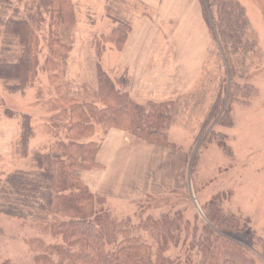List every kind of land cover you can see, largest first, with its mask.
I'll return each mask as SVG.
<instances>
[{
    "label": "rangeland",
    "instance_id": "1",
    "mask_svg": "<svg viewBox=\"0 0 264 264\" xmlns=\"http://www.w3.org/2000/svg\"><path fill=\"white\" fill-rule=\"evenodd\" d=\"M230 1L242 38L237 50L217 40L198 0H69L73 23L66 26L40 10V0H9L8 6H0V64L14 63L21 53L19 42L4 34L3 23L33 16L38 60L33 82L22 91L8 92L0 80V187L13 173L39 171L35 154L49 157L64 139L52 112L56 100L77 99L100 108L98 69L126 92V79H132L142 50H147L145 54L155 56L160 81L134 98L144 106L146 93L160 95L164 81L157 70L171 56L173 73L184 68L196 77L186 80L185 89L159 96L173 101L169 120L164 116L157 122L162 144L128 133L134 142L121 139L122 148L111 154V163L94 168L98 194L86 188L82 172H74L73 178L96 196L102 221L120 230L113 236L115 245L146 247L143 260L154 261L162 252L178 264H264V0ZM206 12L216 22V8ZM54 37L65 49L57 54L51 51ZM25 116L33 133L24 150ZM107 132L95 125L89 141L108 150ZM47 164L43 169L54 175L47 209H24L21 219L5 214L3 202L13 196L0 190V264H73L71 256L80 251L55 230L74 214L58 204L59 167L53 160L49 168ZM63 192L61 196L68 190ZM210 203L237 224L234 235L210 237L215 256L206 258L199 238L206 227L215 229L206 218ZM108 244L106 251L117 248Z\"/></svg>",
    "mask_w": 264,
    "mask_h": 264
},
{
    "label": "trees",
    "instance_id": "2",
    "mask_svg": "<svg viewBox=\"0 0 264 264\" xmlns=\"http://www.w3.org/2000/svg\"><path fill=\"white\" fill-rule=\"evenodd\" d=\"M198 1L202 6V16L217 40L237 50L242 38L232 21L234 9L231 8V1L207 0L206 4L204 0ZM8 5L9 0H0V6ZM39 6L40 10L45 11L54 19L55 24L72 25L73 12L69 0H40ZM209 7L216 8V22H214L215 18L209 19L208 17L206 8L209 9ZM35 20L36 17L33 16L28 20L8 19L3 23L4 34L15 38L21 46L20 56L14 63L0 64V80L7 84L5 89L8 92L22 91L33 82L37 74L38 60L34 55L36 36L32 30ZM52 47H54V49L51 48L52 54L65 50L64 47L59 46L57 38L52 43ZM97 81L98 96L102 104L100 108L96 103L77 99L59 98L55 101L52 112L54 118L63 126L64 139L57 141L55 151L49 154V157L35 154L39 171L34 173L19 171L3 179L0 190L3 192L7 190L9 192L7 197H13L10 200L7 199L6 204L4 202L3 205L1 204L4 206L2 212L21 219L25 218L24 209L37 206L39 210H44L52 204L50 182L54 175L49 172L50 169H43L42 165L44 161L49 164V161L53 160L54 164L59 167L60 183L56 188V192L60 195L57 199L58 204L74 214L69 220L57 224L55 230L63 235L68 246L80 247V251L71 256L73 264H178L167 257H162V252L154 261L143 260L146 247L136 249L134 245L129 244L128 246L115 245L113 236L120 234V230L112 223L107 224L102 221L101 215L98 216L95 210L94 197L96 196L92 197L87 189L85 190V187L73 178L74 172H87L100 167L96 162L100 146L89 141L94 135L95 125H102L107 131L116 129L131 133L151 145H158L162 144L163 133L157 127V122L164 116L167 117L173 106V102L155 103L151 101L146 102L144 106L139 105L131 100L126 92H121L99 69ZM11 83L17 84L9 85ZM121 86H125L123 79H121ZM150 106L154 108V112L148 111ZM165 119L169 120L168 117ZM226 123L229 125L231 121L228 120ZM32 133L29 118L26 117L22 125L20 142L24 150L29 144ZM67 190L68 193L61 196L60 193ZM208 210L210 212L206 218L215 229L207 230L206 227L203 239L199 238L202 256L206 258L215 256L213 241L210 237L215 235L219 239L225 235H234L233 227L237 224L235 219L223 215L215 203H210ZM106 238L109 244L106 243ZM214 242L217 244L216 238ZM105 244L117 248L106 251ZM44 262V264H52ZM186 264L189 262L187 261ZM224 264L231 263L225 261Z\"/></svg>",
    "mask_w": 264,
    "mask_h": 264
},
{
    "label": "crops",
    "instance_id": "3",
    "mask_svg": "<svg viewBox=\"0 0 264 264\" xmlns=\"http://www.w3.org/2000/svg\"><path fill=\"white\" fill-rule=\"evenodd\" d=\"M131 34V31L128 33V37ZM128 37L126 39V42L128 40ZM125 42V45H126ZM124 45V48H125ZM123 48V49H124ZM122 49V50H123ZM121 50V51H122ZM147 51V50H146ZM146 51L142 50V53L137 61V63L134 66V75L131 80L128 78L126 79V92L128 93V96L130 97L131 100H133L135 103L139 105H143L138 103L137 101L134 100V98L140 97L141 94H143L144 88L147 85H150L151 88H149V91H152V84H155V81H160V79L155 78V56H150L148 54H145ZM170 53H167V56H169ZM142 58H144L145 61H142ZM153 58V60H152ZM174 59L169 56V61L165 62L162 66L161 69L157 70V74L161 76V78L164 81L163 87L161 86L158 90L160 92V95H151L152 93H146L147 97L149 98L146 102H155V103H160V102H173L170 99H167L165 97H159L162 94L165 96L172 95L174 92H179L177 88H184L186 85V80L190 76L194 74H189L188 71H184V68L182 71L178 70L175 73H173V68H170V66L174 63ZM159 76V77H160ZM194 78L196 77L195 75L193 76ZM176 80H181L183 83L181 84H175ZM155 89V88H154ZM162 89V91H161ZM185 89V88H184ZM140 94V95H139ZM130 135L128 133L123 132V131H118V130H109L106 135H105V141L107 140L108 142V150L106 148L104 149L103 147H100V150L97 154V163L100 164L102 167L101 169H105L108 166V162L111 159V154L113 157V152L116 153V150L119 148H122L118 146V144H122L120 141L121 139L123 140V143L128 144L130 142L129 140ZM101 160V161H100ZM97 169L87 171V172H82L80 175V179L83 181L84 185L86 188L92 193V194H98V191L100 188L97 187V181L95 180V177H97ZM102 172V171H101Z\"/></svg>",
    "mask_w": 264,
    "mask_h": 264
}]
</instances>
